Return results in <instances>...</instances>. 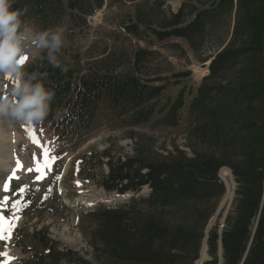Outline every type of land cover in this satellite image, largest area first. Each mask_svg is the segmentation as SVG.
Here are the masks:
<instances>
[{
  "label": "trees",
  "instance_id": "trees-1",
  "mask_svg": "<svg viewBox=\"0 0 264 264\" xmlns=\"http://www.w3.org/2000/svg\"><path fill=\"white\" fill-rule=\"evenodd\" d=\"M9 2L21 14L20 27L33 21L49 31L65 15L81 27L104 5V0ZM231 21L230 30L218 34ZM163 25L164 30H153L157 39L182 38L194 51L206 36L217 41L215 53L202 60L211 59L193 96L181 89L165 98L188 73L160 76L155 84L136 71L145 59L140 52L120 71L66 66L56 59L53 64L48 50L26 67L25 82L41 83L53 94L46 119L60 146L77 147L100 117L135 127L156 114L155 124L175 126L185 108L191 154L179 150L152 157L135 149L133 155L115 157L106 148L84 156L83 179L106 192L132 196L88 212L91 260L59 247L40 227L29 234L31 244L14 232L25 255L15 264H195L204 239L208 258L203 264H264V0H209L188 13L180 7ZM139 26L127 29L139 31L146 23L141 20ZM223 167L235 183L232 203L221 227L215 222L205 234L225 191L218 178ZM144 186L148 192L139 194ZM174 207H185V214L180 209L177 219Z\"/></svg>",
  "mask_w": 264,
  "mask_h": 264
},
{
  "label": "rangeland",
  "instance_id": "rangeland-1",
  "mask_svg": "<svg viewBox=\"0 0 264 264\" xmlns=\"http://www.w3.org/2000/svg\"><path fill=\"white\" fill-rule=\"evenodd\" d=\"M208 1L104 0L103 7L86 17L85 24L81 27L74 26L68 15H65L50 30L55 31L59 26L64 28L63 46L57 51L58 53H53V56L66 66L79 63L82 68L94 66L101 69L115 68L116 71H120L126 63L134 61L136 54L140 52V56L145 59L138 62L136 71L141 76L154 80L155 84L160 83L156 81L160 76H171L179 72L188 73V77L178 85L168 88L165 98H174L181 89L184 93L192 92L191 96H193L201 78L208 73V59L202 60L215 53L218 48L217 41L212 36H206L200 49L194 51L182 38L157 39L153 30H164V21L169 18L170 13L176 12L180 7L188 13L191 8L199 9ZM190 17L187 16L186 20ZM141 20L146 23V28L139 31L127 29L131 24L139 28ZM232 22L220 26L218 34L225 35L226 31L230 30ZM18 31L26 36L18 56L19 63L23 65L21 79L25 82L26 67L48 49L33 43L36 33L44 31L33 21L24 23ZM25 57L26 59H23ZM19 82L14 76L0 74V96H8L10 99L13 88ZM189 98L187 95L186 104ZM184 116L185 108L177 125L160 126L154 123L157 118L154 114L151 120L135 127L123 126L114 120H109L107 116L100 117L98 126L77 147L60 146L48 128L46 118L41 122L28 123L18 121L11 116L0 117V162L6 164V168L0 167V198L4 195L13 197V193L21 185L30 186V191L24 197L29 203L18 214L19 218L12 231L11 240L0 241V252L7 250L10 256L23 258L25 255L15 245L13 233L16 231L20 239L23 237L31 244L29 234L35 229L44 227L50 238L58 242L59 247L72 249L91 260L92 226L88 212L98 204L109 206L121 204L132 194L121 196L109 193L99 187L97 182L85 181L80 174L84 156L98 153L106 148L115 157L133 155L135 149L143 150L146 155L152 157H162L170 152L175 154L179 150L190 155L191 151L186 145L191 142L188 139V127ZM26 125H31L35 130L40 145L51 148L52 154L57 157L47 178L39 182H34L36 173L27 170L34 166V154L39 157L42 149L40 145L32 142ZM17 160L23 166L16 172L19 179L12 180V191L4 193L3 184L16 168ZM57 175L60 177L59 180L55 179ZM218 176L224 184L225 191L218 202L217 212L208 221L205 234L215 222L219 223L218 229L221 227L234 195L235 183L231 171L221 169ZM50 186L52 190L44 199ZM147 192L148 188L145 186L139 194L144 195ZM85 200L91 201L94 206L91 203L86 205ZM180 209L182 215L185 214V207L173 209L177 219L181 216ZM165 211L172 220L173 215L170 210ZM4 215L8 216L9 213L5 211ZM205 244L204 239L195 264H203L208 258Z\"/></svg>",
  "mask_w": 264,
  "mask_h": 264
},
{
  "label": "clouds",
  "instance_id": "clouds-1",
  "mask_svg": "<svg viewBox=\"0 0 264 264\" xmlns=\"http://www.w3.org/2000/svg\"><path fill=\"white\" fill-rule=\"evenodd\" d=\"M20 12L12 9L9 0H0V74L14 76L20 82L16 84L8 96H0V117L12 118L28 123L43 121L49 114V103L53 94L41 83L35 85L22 81V67L18 56L22 51L21 44L26 39L23 32L18 31L21 25ZM62 26L55 31L44 30L36 33L33 43L49 50V57L56 63L54 52L63 46ZM0 167H5L0 162Z\"/></svg>",
  "mask_w": 264,
  "mask_h": 264
},
{
  "label": "snow or ice",
  "instance_id": "snow-or-ice-1",
  "mask_svg": "<svg viewBox=\"0 0 264 264\" xmlns=\"http://www.w3.org/2000/svg\"><path fill=\"white\" fill-rule=\"evenodd\" d=\"M23 59H26L23 58ZM27 131L30 134V138L34 144L40 145V141L35 134V130L31 127V125H26ZM41 146V154L37 157L35 154L33 156L34 166L29 168L28 172H35L36 176L34 178V182H39L47 178L48 173L51 172L52 166L56 161L57 157L52 154V149L46 145ZM22 164L17 160V166L12 170L11 174L6 178L3 184V192L8 193L12 191L11 181L14 179H19L16 176V172L22 168ZM56 180H59L60 177L57 175L55 177ZM39 190L38 188L36 189ZM52 187L50 186L48 192H46L44 199L47 198L48 193H50ZM30 191L29 185H21L19 188L15 190L13 193V197L8 195H4L0 198V241L8 242L11 240V234L16 226V221L18 220L19 212L25 206H27L28 201L24 199L26 193ZM7 211L9 213L8 216L4 215V212ZM15 257L9 255L8 251L0 252V264H11V261L14 260Z\"/></svg>",
  "mask_w": 264,
  "mask_h": 264
},
{
  "label": "bare ground",
  "instance_id": "bare-ground-1",
  "mask_svg": "<svg viewBox=\"0 0 264 264\" xmlns=\"http://www.w3.org/2000/svg\"><path fill=\"white\" fill-rule=\"evenodd\" d=\"M227 172V171H226ZM85 203H86V205H89L90 203H91V201H89V200H85ZM91 204H93V203H91Z\"/></svg>",
  "mask_w": 264,
  "mask_h": 264
},
{
  "label": "water",
  "instance_id": "water-1",
  "mask_svg": "<svg viewBox=\"0 0 264 264\" xmlns=\"http://www.w3.org/2000/svg\"><path fill=\"white\" fill-rule=\"evenodd\" d=\"M206 246V245H205Z\"/></svg>",
  "mask_w": 264,
  "mask_h": 264
}]
</instances>
